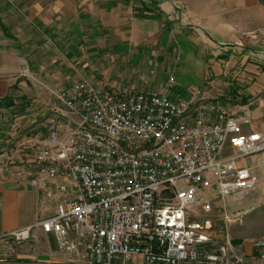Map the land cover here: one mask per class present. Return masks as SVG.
<instances>
[{"label": "built area", "instance_id": "2783aa9c", "mask_svg": "<svg viewBox=\"0 0 264 264\" xmlns=\"http://www.w3.org/2000/svg\"><path fill=\"white\" fill-rule=\"evenodd\" d=\"M172 85L103 93L83 78L58 90L73 125L26 154L29 185L57 194V211L0 238L21 244L38 240L39 230L52 233L75 264H248L229 237L211 230L215 200L258 185L253 169L240 165L264 155V135L243 132L255 101L202 91L173 97ZM227 143L235 156L223 155ZM253 247L264 251V239Z\"/></svg>", "mask_w": 264, "mask_h": 264}, {"label": "crops", "instance_id": "0c3cea01", "mask_svg": "<svg viewBox=\"0 0 264 264\" xmlns=\"http://www.w3.org/2000/svg\"><path fill=\"white\" fill-rule=\"evenodd\" d=\"M191 34L208 37L219 49L203 59L225 64L219 84L204 95L255 101L243 132L264 135V0H0V237L57 211L58 195L46 186L31 188L29 166L20 160L44 139L38 131L66 134L73 125L66 108V114L56 108L64 107L56 92L83 78L105 93L121 86L153 90L187 56L191 62L201 58L192 55ZM173 86V97L188 95ZM51 99L53 105L46 102ZM236 154L227 143L223 155ZM263 159L240 160L257 176L253 191L213 202L211 234L229 237L248 264H264V251L253 247L264 239ZM221 209L238 219L227 223ZM30 242L0 264H75L52 233L39 230Z\"/></svg>", "mask_w": 264, "mask_h": 264}, {"label": "rangeland", "instance_id": "374dc122", "mask_svg": "<svg viewBox=\"0 0 264 264\" xmlns=\"http://www.w3.org/2000/svg\"><path fill=\"white\" fill-rule=\"evenodd\" d=\"M191 35H192L191 43L195 44V46L194 45L192 46V49L195 50V52L192 53V55H194V56L200 55L201 58H199V59L197 58L195 61L191 62L189 60L191 58L187 56V58H184L181 61L180 67L177 69L178 71H176V74H175V70H172L168 74V77L163 81V82H168V81L173 79L174 86L178 85L179 87H182V88L184 87V90L187 94H190V93H193L196 91H208L209 88L210 89L215 88V87H211V86H214V84H219V83H216L215 80L217 81L220 78H222L221 74L225 70V64L216 62L218 60L217 58H215L210 63L207 62L206 59L202 58L203 54L207 58V57H209V55H212L214 50H216V52L219 50L218 48H216V45L214 44V42L206 36H201V35H196V34H191ZM210 45H212V46H210ZM210 47H212L213 51L209 50ZM199 48H201V50ZM190 52H192V51H190ZM185 59H187V60H185ZM226 72H229V69ZM210 77H211V79H210ZM176 78H177V84H176ZM225 79H227V78H225ZM228 83L229 82H227L226 84H228ZM220 85L223 88L225 87L222 84H220ZM27 87L29 88L30 91L34 90V88H32L31 85H29ZM121 87H123V86H121ZM134 90L143 91L142 89H134ZM25 91L29 92L27 90H25ZM178 92H180V91H178ZM41 93L43 94V92H41ZM103 93H105V92H103ZM107 93H110V92H107ZM183 94H185V93H183ZM46 102L48 104H50L52 102V99L50 101L48 100ZM53 104L54 103L52 102L51 105H53ZM51 107L52 106H50V108ZM59 107L63 108L62 111H63V113L66 114L67 111L64 109L65 107L57 105L56 108H59ZM44 108H45V106H44ZM55 111H56V109L54 108V112ZM58 113L61 114V112H58ZM45 116H49V113L47 110H46ZM39 119L43 120L44 118L40 117ZM50 131H52V130H50V127L46 128L45 132L43 131V133H41V131H38L40 138H42V139L45 138L50 133ZM30 151H31V149L28 147L25 150V152H23V154L21 155L22 157L20 160L23 161V164H27L26 154ZM16 161H19V160H16ZM28 242L30 244H32L30 241H27V242L25 241V242H22L21 244H19L15 240H12L10 238H3V237L0 238V259L1 258L5 259V258L14 257L20 250H22V248L20 249V247H23V246L26 247L29 245L28 248H30V244H27Z\"/></svg>", "mask_w": 264, "mask_h": 264}, {"label": "water", "instance_id": "95a60500", "mask_svg": "<svg viewBox=\"0 0 264 264\" xmlns=\"http://www.w3.org/2000/svg\"><path fill=\"white\" fill-rule=\"evenodd\" d=\"M190 27H192V28H194V26L193 25H189ZM234 47H237V45H233Z\"/></svg>", "mask_w": 264, "mask_h": 264}]
</instances>
